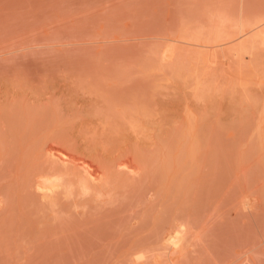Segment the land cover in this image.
Wrapping results in <instances>:
<instances>
[{"label":"rangeland","instance_id":"rangeland-1","mask_svg":"<svg viewBox=\"0 0 264 264\" xmlns=\"http://www.w3.org/2000/svg\"><path fill=\"white\" fill-rule=\"evenodd\" d=\"M0 264H264V0H0Z\"/></svg>","mask_w":264,"mask_h":264},{"label":"bare ground","instance_id":"bare-ground-1","mask_svg":"<svg viewBox=\"0 0 264 264\" xmlns=\"http://www.w3.org/2000/svg\"><path fill=\"white\" fill-rule=\"evenodd\" d=\"M204 47V46H203ZM206 47H208V46H206ZM86 176H88L87 174H86ZM88 177H90V176H88ZM177 234V233H176ZM169 236V235H168ZM178 238L176 237L175 238V236H173L172 238H170V245L171 246H175L176 244H178L179 243V239L177 240ZM177 241H178V243H177ZM167 245H169V244H167ZM177 247V246H176ZM168 250V249H167Z\"/></svg>","mask_w":264,"mask_h":264}]
</instances>
